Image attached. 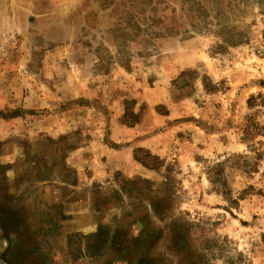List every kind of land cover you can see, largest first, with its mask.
I'll use <instances>...</instances> for the list:
<instances>
[{
    "label": "rangeland",
    "instance_id": "374dc122",
    "mask_svg": "<svg viewBox=\"0 0 264 264\" xmlns=\"http://www.w3.org/2000/svg\"><path fill=\"white\" fill-rule=\"evenodd\" d=\"M0 264H264V0H0Z\"/></svg>",
    "mask_w": 264,
    "mask_h": 264
},
{
    "label": "crops",
    "instance_id": "0c3cea01",
    "mask_svg": "<svg viewBox=\"0 0 264 264\" xmlns=\"http://www.w3.org/2000/svg\"><path fill=\"white\" fill-rule=\"evenodd\" d=\"M105 146H108V145H105ZM106 149L107 150L105 152L110 156L111 155V152H108V151H110L111 149L110 148H106ZM79 152H80V150L78 152L75 151L76 154H73L72 155V158L71 159H72L74 165H79V162H78L79 161V159H78ZM118 155H121V154L118 153ZM99 157L100 156H98V154L97 155H93V157H92V155L84 154L82 161H87V162H84L81 165L84 166V165H86L88 163V166H91L94 161H97V162L99 161L100 162L101 159ZM14 158H15V155L13 153L7 152L6 161H12ZM112 162H113V160H108V163L109 164H112ZM96 174H97V176L100 177L101 172L100 171L95 172V174H93L92 177L94 178L96 176Z\"/></svg>",
    "mask_w": 264,
    "mask_h": 264
},
{
    "label": "trees",
    "instance_id": "16d2710c",
    "mask_svg": "<svg viewBox=\"0 0 264 264\" xmlns=\"http://www.w3.org/2000/svg\"><path fill=\"white\" fill-rule=\"evenodd\" d=\"M230 36H231V39H233V40H230L231 41L230 45H235L243 41V38H240V36H233L232 34H230Z\"/></svg>",
    "mask_w": 264,
    "mask_h": 264
}]
</instances>
